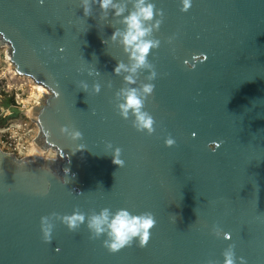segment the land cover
Masks as SVG:
<instances>
[{
	"label": "water",
	"instance_id": "1",
	"mask_svg": "<svg viewBox=\"0 0 264 264\" xmlns=\"http://www.w3.org/2000/svg\"><path fill=\"white\" fill-rule=\"evenodd\" d=\"M116 2L125 16L134 9L135 0ZM150 2L162 13L148 22L161 21L148 37L159 47L129 84V72L114 71L130 60L112 39L126 27L113 9L0 0L10 67L48 90L31 110L33 142L56 152L18 159L0 148V264H224L229 247L237 264H264V0H191L186 12L182 0ZM146 84L152 134L119 108L122 89L143 95ZM104 208L151 212L147 244L110 252L86 220L70 230L53 216ZM42 217L54 225L50 242Z\"/></svg>",
	"mask_w": 264,
	"mask_h": 264
},
{
	"label": "clouds",
	"instance_id": "2",
	"mask_svg": "<svg viewBox=\"0 0 264 264\" xmlns=\"http://www.w3.org/2000/svg\"><path fill=\"white\" fill-rule=\"evenodd\" d=\"M99 3L102 10L107 11L113 9L114 14L117 17L123 16L121 21L126 27L123 31L116 30L113 33L112 39H120V43L124 46V50L129 55L130 66L125 65L122 62H118L114 71L119 74L121 71L129 72L130 75L125 77L127 83H135L134 75L139 69L144 67H151L148 64V54L151 49L159 47L158 40L148 39L151 35L153 27H159L161 21L157 20L155 25L148 22L153 20L154 15L162 13H156L155 6L150 0H135L134 9L130 11L126 16L124 15L127 5L126 3H117L116 0H96ZM43 4L44 0H40ZM191 6V0H182V11H188ZM90 12L88 0H84V13L88 15ZM155 77L153 72L152 77ZM87 87L86 85L84 86ZM154 89V85L146 84L143 86L142 92L136 88L122 89L120 95L124 97V102L119 105L120 115L127 119L129 112L135 116L133 121V127L137 131H147L152 134L155 129L153 117L143 111L144 102L146 96L151 94ZM100 91L99 85L96 86V92ZM62 134L70 136L72 139L80 138L82 133L75 128H69L68 126H62L60 128ZM172 138L166 140V145L171 146L174 144ZM121 149L115 150L116 159L115 164L123 166L124 161L119 159ZM56 219L62 220V222L70 229L75 230L79 228L85 220L87 221V227L94 237L99 238L106 235L107 238L103 241L104 246L110 252H117L126 246H129L133 241H138L141 247H144L149 239L150 230L154 227L156 221L151 212H145L140 215H132L127 209H120L115 213H112L110 209L104 208L98 213L86 216L85 213L75 210L73 214L68 216L59 217L53 214ZM41 227L46 241H51V233L54 225L51 223L49 217L41 218ZM227 238V237H226ZM224 255V264H237V257L234 250L229 247ZM239 264H246L243 257L239 258Z\"/></svg>",
	"mask_w": 264,
	"mask_h": 264
},
{
	"label": "built area",
	"instance_id": "3",
	"mask_svg": "<svg viewBox=\"0 0 264 264\" xmlns=\"http://www.w3.org/2000/svg\"><path fill=\"white\" fill-rule=\"evenodd\" d=\"M15 106L20 114L12 116L13 111L0 107V148L4 151L15 153L18 159L29 157L31 155L30 149L34 144L31 132L33 128L30 127L32 123L36 124L31 118L29 101H24L20 92L14 93ZM49 159L56 157L53 155L44 156Z\"/></svg>",
	"mask_w": 264,
	"mask_h": 264
},
{
	"label": "rangeland",
	"instance_id": "4",
	"mask_svg": "<svg viewBox=\"0 0 264 264\" xmlns=\"http://www.w3.org/2000/svg\"><path fill=\"white\" fill-rule=\"evenodd\" d=\"M7 46L0 45V107H3L5 109H11L10 111H15L17 107L15 104V98L14 93L20 92L22 98L24 101H29L31 104L30 106H37L39 105V100L37 102V94L39 93L37 87V83H35L32 79L29 77L20 76L17 73L13 71V69L10 67L11 62H9L7 58ZM42 86V85H41ZM13 99V104L6 105L8 102V99ZM31 128H33V131L31 132V135L34 137H37L39 132V127L37 124L32 123L30 125ZM37 147L35 144L32 145V148ZM32 148L30 149V153L32 151ZM53 155L55 156V152L50 149L44 151L42 153L40 158H46L44 157L46 155Z\"/></svg>",
	"mask_w": 264,
	"mask_h": 264
},
{
	"label": "bare ground",
	"instance_id": "5",
	"mask_svg": "<svg viewBox=\"0 0 264 264\" xmlns=\"http://www.w3.org/2000/svg\"><path fill=\"white\" fill-rule=\"evenodd\" d=\"M2 45H5V46H7L8 47V45L6 44V43H4V44H2ZM10 62V61H9ZM13 69V68H12ZM13 71L16 73V71L13 69ZM25 77V76H24ZM31 79V78H30ZM37 89H38V91H39V93L37 94V96H36V98H37V102H38V100H39V98H40V95L42 94V93H48V90H47V88H45L43 85L41 86V84H38L37 85V87H36ZM30 114H31V110H30ZM32 148V147H31ZM50 149H52L54 152H55V149H53V148H51V147H49V148H46V150H50ZM46 150H41V149H39L38 147H34L33 146V148H32V151H31V155L30 156H37V157H41V155H42V153H44V151H46ZM55 154H56V152H55Z\"/></svg>",
	"mask_w": 264,
	"mask_h": 264
},
{
	"label": "trees",
	"instance_id": "6",
	"mask_svg": "<svg viewBox=\"0 0 264 264\" xmlns=\"http://www.w3.org/2000/svg\"><path fill=\"white\" fill-rule=\"evenodd\" d=\"M13 102H14L13 99L10 98V99H8V102L6 103V105H11V104H13ZM19 114H20L19 110L18 111L15 110V111H13V115L12 116H17Z\"/></svg>",
	"mask_w": 264,
	"mask_h": 264
}]
</instances>
